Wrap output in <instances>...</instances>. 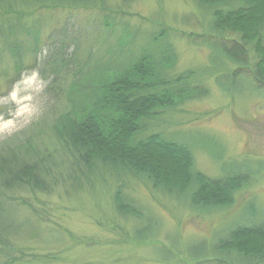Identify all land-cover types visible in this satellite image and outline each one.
<instances>
[{
	"label": "rangeland",
	"instance_id": "rangeland-1",
	"mask_svg": "<svg viewBox=\"0 0 264 264\" xmlns=\"http://www.w3.org/2000/svg\"><path fill=\"white\" fill-rule=\"evenodd\" d=\"M241 6L230 0L219 8ZM213 21L211 7L201 0H12L0 6V113L7 118L14 110L8 94L21 74L37 70L36 83L45 84L35 97L39 114L0 138V145L43 131L40 140L61 149L67 166L66 150L49 129L53 122L73 102L87 111L79 116L92 111L101 117L102 107L86 95L103 79H130L133 88L144 71L122 74L128 67L120 63L150 49L170 89L154 84L161 80L149 59L144 80L149 96L128 104L129 115L121 118L131 125L143 115L145 136L161 135L186 147L193 168L209 178L249 174L234 200L225 196L209 208L158 189L129 166L114 176L79 179L76 187L59 181L45 195L25 191L19 204L7 207L20 227L13 244L0 252V264H242L234 255L216 253L215 239L236 226L264 222V90L254 79L253 46ZM235 46L244 50L243 63L226 52ZM55 79L62 80L56 87L61 101L49 89ZM183 87H200L202 94H180ZM115 106L124 109L123 103ZM118 193L142 219L117 211Z\"/></svg>",
	"mask_w": 264,
	"mask_h": 264
},
{
	"label": "trees",
	"instance_id": "trees-1",
	"mask_svg": "<svg viewBox=\"0 0 264 264\" xmlns=\"http://www.w3.org/2000/svg\"><path fill=\"white\" fill-rule=\"evenodd\" d=\"M8 1L12 0H0V6ZM201 1L211 7L213 22L217 28L237 32L246 45L253 46L258 55L254 79L258 88L264 90V0H233L242 6L229 11H222L219 7L230 0ZM226 52H229L228 55L236 61L243 63V49L235 46ZM149 59L154 62V73L158 72L160 75L161 81H156L157 83L154 84L160 87L166 86L168 87L166 91L169 90L170 81L157 66V63H160L159 59L148 49L142 56L134 60L128 57L120 63L128 67L122 74L129 75L130 70H133L134 74L139 75L144 71L141 75L144 79L135 78L138 84L133 88H129L130 79L119 78L112 81L111 78L101 79L103 83L94 85L95 87L86 95L91 103L103 108H101L103 111L101 117H96L92 111H89L88 115L79 116L85 109L73 102L71 108L53 122L49 129L52 138L60 141L66 150L65 153L70 160L67 166L64 164L61 149L57 147L51 149L50 145L40 140L44 135L43 131L38 134L33 132V135L25 138L13 137L2 142L0 145V252H5L6 248L13 244L12 238L16 236L20 227L13 219L11 208L7 207L11 206L10 202L19 204V200H23L21 197L23 192L31 191L45 195L51 192L59 181L70 182L76 187L75 183L79 179L84 178L85 181H89L100 173L103 177L109 173L114 176L116 172L121 174L126 166L141 175H146L158 189L163 188L170 193L189 196L192 203L200 208L220 205L227 199L225 196L234 200V193L247 182L249 174L243 176L231 174L219 179L209 178L193 168V156L186 147L169 141L161 135L145 136L142 129L145 119L143 115L140 117L141 120L133 117L131 125L125 117L121 118L124 114L129 115L128 104L138 103L141 97L149 96L146 91L151 87L144 85L145 76L151 71L146 64ZM143 64L144 68L141 67ZM61 73L66 74L65 70ZM61 73H56L57 77ZM52 81L49 89L56 90V87L61 86L62 80ZM123 87L127 89L124 90ZM51 91L53 90H48L47 93ZM178 92L194 96L202 94V89L183 87L179 88ZM52 97L60 101L63 98L58 89ZM117 103H123L124 109L121 106L114 107ZM119 126L121 129L114 130ZM119 131L123 133L119 135ZM95 135L99 139L94 140ZM118 195L115 202L117 211L142 219L140 212L132 204H128L120 193ZM140 222L148 225L150 230L153 227L149 220ZM136 237L141 239L137 234ZM215 241L220 242L217 248L215 245L216 253L234 255L242 261V264H264V222L236 226L225 237H219ZM204 245L203 243L201 250L196 247L195 249L203 251ZM199 255L200 253L197 252V256ZM218 259L219 257L215 261L221 262Z\"/></svg>",
	"mask_w": 264,
	"mask_h": 264
},
{
	"label": "clouds",
	"instance_id": "clouds-1",
	"mask_svg": "<svg viewBox=\"0 0 264 264\" xmlns=\"http://www.w3.org/2000/svg\"><path fill=\"white\" fill-rule=\"evenodd\" d=\"M38 79L39 72L33 70L31 74H21L20 80L13 85L8 95L15 102V108L9 111L7 118L0 113V138L20 131L41 111L35 97L43 92L45 84L42 81L36 83Z\"/></svg>",
	"mask_w": 264,
	"mask_h": 264
}]
</instances>
